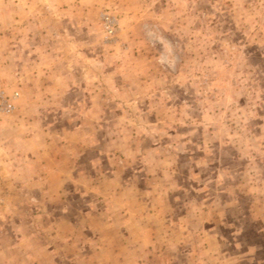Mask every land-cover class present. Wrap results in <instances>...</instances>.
Segmentation results:
<instances>
[{"label":"rangeland","instance_id":"1","mask_svg":"<svg viewBox=\"0 0 264 264\" xmlns=\"http://www.w3.org/2000/svg\"><path fill=\"white\" fill-rule=\"evenodd\" d=\"M0 85V264H264V0H0Z\"/></svg>","mask_w":264,"mask_h":264},{"label":"built area","instance_id":"2","mask_svg":"<svg viewBox=\"0 0 264 264\" xmlns=\"http://www.w3.org/2000/svg\"><path fill=\"white\" fill-rule=\"evenodd\" d=\"M104 21L108 36L114 35L116 31L114 19L106 17ZM19 98V91H10L8 87L0 85V118L9 116L16 111Z\"/></svg>","mask_w":264,"mask_h":264},{"label":"crops","instance_id":"3","mask_svg":"<svg viewBox=\"0 0 264 264\" xmlns=\"http://www.w3.org/2000/svg\"><path fill=\"white\" fill-rule=\"evenodd\" d=\"M63 176V173H61V176L60 177H58L56 180H57V183L58 182H60L61 183V185L63 184V182H65L66 180H65V178H64V176ZM62 192L63 191H65V190H61ZM127 214H128V211L126 212V215H125V220H123V224H121V223H117V222H114V224H112L111 222H109L107 225L108 226H104V227H102V228H105V229H108L109 228V230H113V229H115V228H118V227H120V228H124V229H128V226H133V227H135L134 226V222H136V221H133V218L132 217H127ZM99 223L100 224H98V227L100 226V225H103V224H101V222L99 221ZM118 225H120V226H118ZM69 227V226H68ZM101 228V227H100ZM122 228V229H123ZM105 229H104V231H105ZM120 231H121V229H119ZM144 242H146L145 240H144ZM110 245V244H109ZM128 245H138L137 243H134L133 241H132V239H128ZM19 244H17V245H15L14 246V249L16 248H18V250H19ZM2 249V247H0V250Z\"/></svg>","mask_w":264,"mask_h":264}]
</instances>
